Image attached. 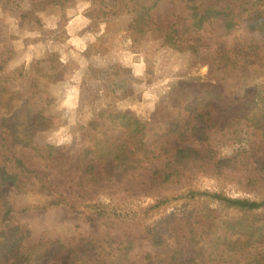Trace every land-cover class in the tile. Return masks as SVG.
I'll list each match as a JSON object with an SVG mask.
<instances>
[{"label":"trees","instance_id":"16d2710c","mask_svg":"<svg viewBox=\"0 0 264 264\" xmlns=\"http://www.w3.org/2000/svg\"><path fill=\"white\" fill-rule=\"evenodd\" d=\"M69 1L51 3L62 13ZM107 1V9L94 7L86 15L96 25L129 15L128 30L135 47L157 42L199 48L197 33L212 20H220L228 31L245 23L259 38L251 37L215 54L208 73L192 76L181 85V100L170 106L160 104L152 111L137 106L114 111L100 106L94 118L77 127L89 135L91 143L84 144L83 137V146L77 149L73 145L66 150L35 149L42 162L37 169L26 166L18 148H30L37 132L58 125L52 107L57 97L55 85L62 82L68 64L55 51L40 48L25 69V75L32 74L33 79L13 83L0 75V264H142L130 259L134 240L128 235L114 239L89 234L76 242L41 238L25 245L28 231L16 224L13 212L28 207L17 206L10 189L22 193L35 187L45 194L39 203L42 207L68 203L52 186L45 169L73 173L79 183L71 208L110 218L124 200L122 195L112 196V186L161 157L164 164L152 170L149 188H180L198 173L217 178L228 168L229 179L245 194L233 197L224 191L199 192L213 198L216 206L199 202L179 217L187 234L184 240L175 225H146L151 243L162 250L148 253L144 264H264V83H254L260 97L247 92L239 96L227 84V79L234 78L251 85L244 61L264 59L258 52V43L264 46V16L255 8L261 0H181L189 17L184 20L177 15L167 21L154 11L161 0ZM0 8L22 25L39 22L35 1L0 0ZM4 37L7 39L6 33ZM90 49L84 51L87 57ZM228 64L232 72L227 76ZM92 69L107 87L119 88L132 77L121 63ZM167 135H176L179 144H172ZM190 137L204 144V150L189 143ZM102 195L110 196L109 200Z\"/></svg>","mask_w":264,"mask_h":264},{"label":"rangeland","instance_id":"374dc122","mask_svg":"<svg viewBox=\"0 0 264 264\" xmlns=\"http://www.w3.org/2000/svg\"><path fill=\"white\" fill-rule=\"evenodd\" d=\"M26 1L36 2L38 23L22 25L13 14L0 8L1 77L13 83L33 79L32 74L25 75V69L40 48L55 51L68 64L62 82L55 85L57 97L52 107L57 114L55 121H58V125L37 132L31 139L30 148H18V154L26 166L32 169L42 165L35 149L66 150L70 145L77 149L83 146V137L86 138L84 144H90L89 135L77 127L80 124L86 125L94 118L100 106L114 111H123L132 106L149 111L160 104L170 106L181 100V85L192 76L208 73L209 61L215 54L232 48L236 43H245L251 37L259 38V34L249 31L245 23L228 31L220 20H212L197 33L201 43L199 48H182L157 42L148 47H135L128 30L129 15L102 25H96L86 15L94 7L107 9V0H70L62 13L58 6L52 5L51 0ZM79 6L83 10L81 14L78 12ZM255 8L264 16V0L257 1ZM154 11L160 14L162 21L173 20L177 15L184 17V20L189 17V11L181 0H161ZM76 14V17H81L80 21H76L78 18L74 20ZM103 33L105 36L101 38ZM258 45L259 54H264V46L261 47L260 42ZM88 47L91 49L87 57L84 51ZM113 63H121L132 73V77L119 88L107 87V82L101 81L100 76L92 69L107 67ZM244 63L248 71L246 76L250 75L248 80L252 79L251 85L245 86L244 82L234 78L227 79L229 89L239 96L247 92L260 97L261 91L254 83H264V59H247ZM226 69L228 76L232 72V65L228 64ZM165 138L174 145L179 144L176 135H167ZM187 141L201 151L204 150V144L191 137ZM163 164L164 159L161 157L147 164L145 170L133 172L112 186V196L122 195L124 200L117 206L116 209L119 210L115 216H109L110 218L90 215L79 208L72 209L70 202L77 197L78 176L73 173L66 175L48 167L45 172L52 186L63 193L68 203L42 207L39 203L44 201L45 194L35 187L31 186L22 193L10 189L17 206L28 207L17 208L13 212L16 224L28 231L23 243L33 245L41 238L76 242L80 236L89 234L108 235L114 239H122L128 235L134 240L130 259L144 264L148 253L154 254L162 250L151 243L146 225H175L176 233L184 240L187 234L179 217L187 214L189 209L196 208L199 202L206 201L211 203V207L216 206L213 198L199 192L224 191L226 195L233 197L245 194L237 190L236 184L229 179L228 168L217 178L198 173L195 178L186 179L183 183L185 185L180 188L159 191L149 188L152 170ZM108 197L110 196L102 195L105 201L109 200Z\"/></svg>","mask_w":264,"mask_h":264},{"label":"crops","instance_id":"0c3cea01","mask_svg":"<svg viewBox=\"0 0 264 264\" xmlns=\"http://www.w3.org/2000/svg\"><path fill=\"white\" fill-rule=\"evenodd\" d=\"M92 9V8H91ZM78 12L81 14V12H83V10H81L80 9V6L78 7ZM78 13V14H79ZM77 16V14L74 16V17H76ZM78 18V19H77ZM77 19V20H76ZM80 19H81V17L79 18V17H76L74 20H76V21H80Z\"/></svg>","mask_w":264,"mask_h":264}]
</instances>
